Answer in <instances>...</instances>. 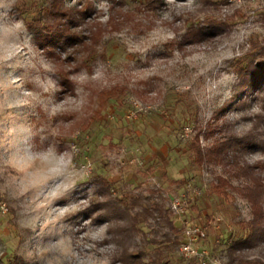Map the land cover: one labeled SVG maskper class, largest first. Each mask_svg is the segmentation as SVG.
Returning <instances> with one entry per match:
<instances>
[{
	"label": "rangeland",
	"instance_id": "obj_1",
	"mask_svg": "<svg viewBox=\"0 0 264 264\" xmlns=\"http://www.w3.org/2000/svg\"><path fill=\"white\" fill-rule=\"evenodd\" d=\"M57 8L75 16L64 46L44 41ZM262 47L264 0H0V264H199L178 256L184 217L237 264L247 180L194 147L264 133V103L235 97ZM239 156L264 179V148ZM154 202L176 229L131 230ZM240 254L264 261V243Z\"/></svg>",
	"mask_w": 264,
	"mask_h": 264
},
{
	"label": "trees",
	"instance_id": "obj_2",
	"mask_svg": "<svg viewBox=\"0 0 264 264\" xmlns=\"http://www.w3.org/2000/svg\"><path fill=\"white\" fill-rule=\"evenodd\" d=\"M54 12L55 21L58 22L50 32L44 35V41L51 45L64 46L74 39V34L69 31L68 23L75 16L70 10L57 8ZM30 29V24H28ZM202 35L203 33H199ZM46 43V42H45ZM81 43V41H79ZM241 74L240 86L236 89L235 97L242 105L248 103V99H256L264 103V47L252 52L245 59V63L238 68ZM264 108V106H262ZM259 117L264 118L262 115ZM240 136H231L226 140H220L212 148L204 149L198 145L194 147L198 161H214L223 163L228 166L227 169L235 175L242 176L247 183L241 187H235L251 205L252 217L249 220L251 226L250 232L246 237L238 238L229 246L231 262L237 264H264V261L249 260L244 258L240 253L245 249L253 248L259 243H264V179L256 169L262 166H251L240 161L239 154L245 150L264 148V133H257L256 126ZM255 131V132H254ZM139 217L146 219L153 218L155 221L166 223L171 229H176L174 222L167 215L164 205L159 202L148 203L141 211L136 212L133 216H128L129 228L134 230Z\"/></svg>",
	"mask_w": 264,
	"mask_h": 264
},
{
	"label": "built area",
	"instance_id": "obj_3",
	"mask_svg": "<svg viewBox=\"0 0 264 264\" xmlns=\"http://www.w3.org/2000/svg\"><path fill=\"white\" fill-rule=\"evenodd\" d=\"M170 206L175 215L185 216L187 207L179 198L172 199ZM182 228L183 240L178 249V256L181 260L184 262L197 261L199 264H221L220 260L213 257L206 244L203 243L208 237L207 223H195L184 217ZM167 264H177V262L171 261Z\"/></svg>",
	"mask_w": 264,
	"mask_h": 264
}]
</instances>
